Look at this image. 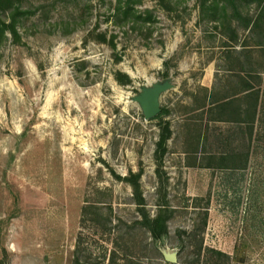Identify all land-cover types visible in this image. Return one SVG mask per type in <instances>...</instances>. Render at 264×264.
<instances>
[{
  "label": "rangeland",
  "instance_id": "rangeland-1",
  "mask_svg": "<svg viewBox=\"0 0 264 264\" xmlns=\"http://www.w3.org/2000/svg\"><path fill=\"white\" fill-rule=\"evenodd\" d=\"M224 1L228 17L201 0L0 3V264H264V22L251 29L264 0ZM250 73L251 144L247 123L211 106L235 94L244 107ZM167 78L158 160L163 118L134 97ZM248 146L244 170L204 165ZM132 174L152 216L171 211L161 239Z\"/></svg>",
  "mask_w": 264,
  "mask_h": 264
},
{
  "label": "trees",
  "instance_id": "trees-1",
  "mask_svg": "<svg viewBox=\"0 0 264 264\" xmlns=\"http://www.w3.org/2000/svg\"><path fill=\"white\" fill-rule=\"evenodd\" d=\"M5 0H0V3L4 2ZM250 1V0H249ZM261 1V0H257ZM201 6L204 11L207 13H210L211 15H217L219 10L223 11L224 17H228V7L227 3L224 0H201ZM238 8H236L237 10ZM239 15L240 12L236 11ZM264 22V7L261 9L259 14L257 15L256 19L253 23V26L251 29H258L262 28V23ZM4 25H6L7 28H9L12 32H15L14 24L9 23L7 24L5 21L3 22ZM264 26V25H263ZM259 45V44H258ZM236 50V49H234ZM238 54H240V51H233ZM232 69V68H230ZM229 68H227L226 71H230ZM257 71V70H256ZM253 72V71H248ZM257 73V72H255ZM259 73V72H258ZM249 79L247 77H244L243 80L246 82L247 87L243 89L244 93V101L245 106L242 107H235L232 106L234 102H237L241 98H235V94L226 95L225 97H214V99L211 102V106H213L214 110L221 112H226L228 114L234 113V115L237 114L236 118H234L237 121H241L244 123H247L249 128V140L250 144L253 139V133L255 129V123L257 120L258 113L260 111V107L262 106V94L261 89L256 88L255 85L250 81L254 78L253 74H249ZM258 75V74H257ZM230 76H240L238 74H233ZM241 77V76H240ZM170 112L167 108H162L161 113L158 114L154 118H163L166 114ZM222 117V115H221ZM223 119V118H219ZM218 119V120H219ZM227 120V119H224ZM161 125V132L159 136V140L157 141V149H156V156L158 160L163 159L164 155L168 151V140L172 137L173 130L171 128L170 121L163 120L160 122ZM250 157H251V146H248V149L246 151H239L237 149L231 150L230 152H225L220 155H212L209 156V159H215L217 161L216 164H204L206 167H219L221 169H227V171L234 172L235 170H244L248 168L250 163ZM127 180L132 184L133 187V193L137 197V203L139 205V211L142 215L141 222L144 224L149 231L151 232L152 236L155 239H161L164 237L168 231H169V224L168 221L171 217V211L167 209L166 207H163L164 204H160L159 209L157 213L152 216L147 209L145 208V199L142 194L141 190V183L139 180V174L135 175L132 174L130 177L127 178ZM235 188V186H234ZM144 205V206H142Z\"/></svg>",
  "mask_w": 264,
  "mask_h": 264
},
{
  "label": "water",
  "instance_id": "water-1",
  "mask_svg": "<svg viewBox=\"0 0 264 264\" xmlns=\"http://www.w3.org/2000/svg\"><path fill=\"white\" fill-rule=\"evenodd\" d=\"M174 85L171 79L155 82L151 86H143L139 94L134 99L140 104L146 120L153 119L161 113V95ZM165 258L171 263H178V253L176 251H165Z\"/></svg>",
  "mask_w": 264,
  "mask_h": 264
}]
</instances>
